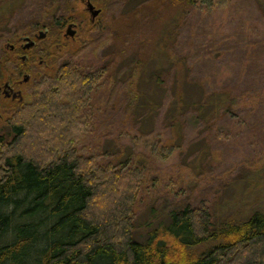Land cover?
Segmentation results:
<instances>
[{
	"label": "rangeland",
	"instance_id": "374dc122",
	"mask_svg": "<svg viewBox=\"0 0 264 264\" xmlns=\"http://www.w3.org/2000/svg\"><path fill=\"white\" fill-rule=\"evenodd\" d=\"M50 1L0 0V134L11 137L9 118L61 64L102 67L76 147L98 164L128 159L140 171L138 238L186 205L209 207L218 227L264 213L262 2L107 0L92 24L83 1L71 0L75 21L59 38L32 29ZM70 22L79 25L75 36ZM24 35L37 40L29 63ZM166 144L174 150L162 159Z\"/></svg>",
	"mask_w": 264,
	"mask_h": 264
},
{
	"label": "trees",
	"instance_id": "16d2710c",
	"mask_svg": "<svg viewBox=\"0 0 264 264\" xmlns=\"http://www.w3.org/2000/svg\"><path fill=\"white\" fill-rule=\"evenodd\" d=\"M191 2L211 8L225 0ZM72 5L51 0L47 18L32 20V29L48 28L60 38L74 20ZM105 72L61 64L36 82L33 102L9 118L11 137L0 134V264H264L260 211L218 227L209 207L186 205L145 239L135 235L140 171L128 159L98 164L95 154L76 147L86 130L81 114ZM233 108L230 100L225 111ZM172 145L158 156L166 159Z\"/></svg>",
	"mask_w": 264,
	"mask_h": 264
},
{
	"label": "flooded vegetation",
	"instance_id": "af4514ba",
	"mask_svg": "<svg viewBox=\"0 0 264 264\" xmlns=\"http://www.w3.org/2000/svg\"><path fill=\"white\" fill-rule=\"evenodd\" d=\"M83 1V3L86 5L85 7V9L87 10V7H88V4L89 3H91L92 5H94V7L96 8V9H99L100 11H101V8L100 7H98L99 5H97V3H96V1H93V0H82ZM88 12H89V10H87ZM89 14H90V22L92 23V24H95V21H96V18L95 19H92V16H91V13L89 12ZM101 14V13H100ZM99 14V15H100ZM79 27V25H78V23L77 22H70L68 25H67V33H69L70 34V32H74V34L72 35L71 34V36H75L76 34H77V28ZM46 32L48 33L49 31L48 30H46ZM46 35V34H45ZM29 38L30 37V35H24V36H22V40L24 41V38ZM30 39V41H32V42H34V44L31 46V47H29V48H26L25 47V45H24V47H23V50L25 51V53L26 54H24L22 57H24V56H26L25 57V61H26V63H29V61H30V55H29V53L27 52L28 50L29 51H31V49H33V48H35L36 46H37V40L36 39H33L32 37L31 38H29ZM24 44H26V40H25V42H24ZM13 49H15V47H13ZM40 62V64L42 63V64H44L43 63V61H39Z\"/></svg>",
	"mask_w": 264,
	"mask_h": 264
},
{
	"label": "water",
	"instance_id": "95a60500",
	"mask_svg": "<svg viewBox=\"0 0 264 264\" xmlns=\"http://www.w3.org/2000/svg\"><path fill=\"white\" fill-rule=\"evenodd\" d=\"M87 10H89V12L91 13L92 19H95V18L98 16L99 12H100V10H99V9H96V8L94 7V5H92L91 3L88 4ZM70 34L73 35L74 32H70ZM42 36H44L43 33H41V37H42ZM26 39L29 40V38H27V37H26ZM29 41H30V40H29ZM33 44H34V42H32V41L27 42V44L25 45V47H26V48H29V47H31Z\"/></svg>",
	"mask_w": 264,
	"mask_h": 264
}]
</instances>
